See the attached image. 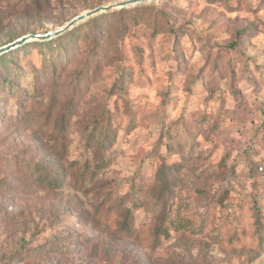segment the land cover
Wrapping results in <instances>:
<instances>
[{"label": "rangeland", "instance_id": "374dc122", "mask_svg": "<svg viewBox=\"0 0 264 264\" xmlns=\"http://www.w3.org/2000/svg\"><path fill=\"white\" fill-rule=\"evenodd\" d=\"M123 1L0 0V48ZM0 78V264H264V0L99 12Z\"/></svg>", "mask_w": 264, "mask_h": 264}, {"label": "trees", "instance_id": "16d2710c", "mask_svg": "<svg viewBox=\"0 0 264 264\" xmlns=\"http://www.w3.org/2000/svg\"><path fill=\"white\" fill-rule=\"evenodd\" d=\"M74 29V26L68 30H66L64 33L69 34ZM247 30V29H246ZM63 34V33H62ZM61 34V35H62ZM60 36V35H59ZM58 37V36H57ZM86 83V79L84 76H76V83L73 87L69 88V92L72 95V98H76L79 94V92L83 89L84 85ZM0 84L5 87L10 86V82L6 78H0ZM262 162V160L258 163L257 167H255L256 174L259 175L260 178L264 180V172L258 171V166ZM4 216V215H3ZM8 216V215H7ZM6 217V216H4ZM118 229L120 231H123L127 234H130V229L128 227V219L123 221L122 223H119ZM183 226L182 220H176L172 216H164L157 226L154 227L153 232L151 233V237L153 239V245L157 246L162 241L167 240L172 233V231H176L178 229H181ZM235 237H231L230 240L234 241ZM259 245H264V238H259Z\"/></svg>", "mask_w": 264, "mask_h": 264}, {"label": "water", "instance_id": "95a60500", "mask_svg": "<svg viewBox=\"0 0 264 264\" xmlns=\"http://www.w3.org/2000/svg\"><path fill=\"white\" fill-rule=\"evenodd\" d=\"M145 1H148V0H127V1L119 2V3L114 4V5L96 8L94 10H91V11L86 12L84 14H81L79 16H76L71 21H69L67 24H65L63 27H61L60 29L56 30L53 33H48V34L43 35V36H24V37H22L16 41L6 45V46H3L0 48V54L18 46V45L25 43L30 38L47 40V39L57 37V36L61 35L62 33H64L66 30L72 28L77 23H79V22H81V21H83V20H85V19H87V18H89L95 14H98L99 12H107V11H110L112 9L123 8V7H126L128 5H133V4L145 2Z\"/></svg>", "mask_w": 264, "mask_h": 264}, {"label": "built area", "instance_id": "2783aa9c", "mask_svg": "<svg viewBox=\"0 0 264 264\" xmlns=\"http://www.w3.org/2000/svg\"><path fill=\"white\" fill-rule=\"evenodd\" d=\"M259 172H264V157L262 158V162L258 166Z\"/></svg>", "mask_w": 264, "mask_h": 264}]
</instances>
